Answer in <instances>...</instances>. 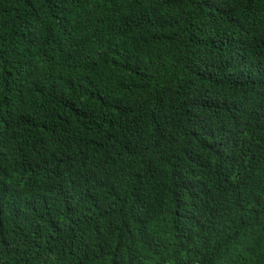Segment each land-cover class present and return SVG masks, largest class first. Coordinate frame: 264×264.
<instances>
[{
  "label": "trees",
  "instance_id": "1",
  "mask_svg": "<svg viewBox=\"0 0 264 264\" xmlns=\"http://www.w3.org/2000/svg\"><path fill=\"white\" fill-rule=\"evenodd\" d=\"M0 264H264V0H0Z\"/></svg>",
  "mask_w": 264,
  "mask_h": 264
}]
</instances>
